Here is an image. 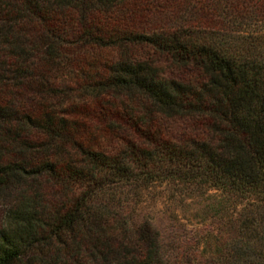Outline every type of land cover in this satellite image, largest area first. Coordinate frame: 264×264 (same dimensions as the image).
<instances>
[{"label": "trees", "instance_id": "16d2710c", "mask_svg": "<svg viewBox=\"0 0 264 264\" xmlns=\"http://www.w3.org/2000/svg\"><path fill=\"white\" fill-rule=\"evenodd\" d=\"M161 184L264 264V0H0V264H170Z\"/></svg>", "mask_w": 264, "mask_h": 264}, {"label": "rangeland", "instance_id": "374dc122", "mask_svg": "<svg viewBox=\"0 0 264 264\" xmlns=\"http://www.w3.org/2000/svg\"><path fill=\"white\" fill-rule=\"evenodd\" d=\"M164 125L174 136L189 131L188 121L184 118H165ZM168 191L169 188L165 184L153 187L142 213L151 216L156 227L160 229L165 244L167 243L165 246L172 255L168 259L170 264H181L180 262L187 259L190 246L197 245L198 253H202V250L206 251L203 254H208L210 250L222 246L227 236V228L224 227L221 231L216 227V218L201 216L203 214L199 209L202 203L196 202L202 199L196 197L192 200L185 199L183 202L171 201L166 199ZM1 220L2 205L0 204V223ZM207 232L213 235L211 242H206L202 237Z\"/></svg>", "mask_w": 264, "mask_h": 264}]
</instances>
